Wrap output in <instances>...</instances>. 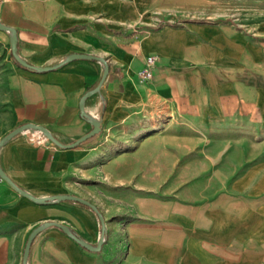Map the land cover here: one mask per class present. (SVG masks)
<instances>
[{
	"label": "crops",
	"instance_id": "obj_1",
	"mask_svg": "<svg viewBox=\"0 0 264 264\" xmlns=\"http://www.w3.org/2000/svg\"><path fill=\"white\" fill-rule=\"evenodd\" d=\"M0 0V169L37 198L76 196L106 222L100 252L58 227L28 264H264V0ZM222 3V2H221ZM104 58V65L74 55ZM157 58L153 78L141 73ZM56 222L97 246L98 215L38 203L0 178V264H24Z\"/></svg>",
	"mask_w": 264,
	"mask_h": 264
},
{
	"label": "water",
	"instance_id": "obj_2",
	"mask_svg": "<svg viewBox=\"0 0 264 264\" xmlns=\"http://www.w3.org/2000/svg\"><path fill=\"white\" fill-rule=\"evenodd\" d=\"M0 30L2 31H6L9 32L12 35V39H11V50L13 53V56L15 57V59L22 65L25 67H30L27 63H25L18 55V47H17V32L0 23ZM71 59H85V60H95V61H99L101 62L104 67H105V73L103 75V78L100 82V84L97 86V88H95L93 91L88 92L82 99L81 102V114L84 118H88L87 113L85 111L84 108V102L86 99H88L92 94L98 92L101 87L103 86L108 72H109V65L107 64L106 60L104 58H100V57H95V56H90V55H74L72 56ZM92 124V131H90L88 134H86L85 136H83L82 138H80L79 140H77L75 143L70 144V145H65L62 144L60 141H58L52 134L51 132L43 127V126H38V125H32V124H26L23 125L19 128H17L16 130H14L13 132H11L10 134H8L5 138H3L0 141V148L7 143L8 141H10L12 138H14L15 136L24 133L26 131H31L33 133H40L42 134L45 138H47L50 142H52L53 144H55L56 146H58L59 148H63V149H74L77 146L85 143L86 141H88L89 139L95 137L96 135H98L99 133H101L102 128H101V123L97 122V121H90ZM0 178H2L3 180L7 181L16 191H18L20 194H22L25 197H28L38 203H48L51 201H74L80 204H83L85 206L90 207L99 217L101 225H102V235L100 238L99 243L97 244V246H92L89 243H87L86 241L82 240L81 238H79L74 232H72V230L62 224H58L56 222H47L41 226H39L38 228H36V230H34V232L30 235L26 248H25V253H24V260L23 263L24 264H28V259H29V255H30V250H31V246L33 244V241L35 240V238L45 229L49 228V227H58L60 229H62L67 235H69L70 237H72L78 244H80L83 248L93 251V252H100L102 249V246L104 244L105 241V237H106V232H107V228H106V222L105 219L103 217V215L101 214V212L99 211V209L94 206L92 203H90L87 200H84L82 198L76 197V196H67V195H63V196H57V197H46V198H37L31 194H29L28 192H25L24 190L20 189L16 184H14V182H12V180L0 169Z\"/></svg>",
	"mask_w": 264,
	"mask_h": 264
},
{
	"label": "built area",
	"instance_id": "obj_3",
	"mask_svg": "<svg viewBox=\"0 0 264 264\" xmlns=\"http://www.w3.org/2000/svg\"><path fill=\"white\" fill-rule=\"evenodd\" d=\"M156 63H157V58L154 56H150L146 59L145 68L141 73V78L143 80L149 81L153 78ZM30 139L34 144H38V145L44 144L45 142H50L47 138H45L39 133H34V135H32Z\"/></svg>",
	"mask_w": 264,
	"mask_h": 264
},
{
	"label": "rangeland",
	"instance_id": "obj_4",
	"mask_svg": "<svg viewBox=\"0 0 264 264\" xmlns=\"http://www.w3.org/2000/svg\"><path fill=\"white\" fill-rule=\"evenodd\" d=\"M221 2H220V4H218V6H216V12L215 13L225 14L224 16H231V17L235 18L234 15H236L238 13L235 11V8L233 6L234 4L231 2L229 4V1L224 2V0H222Z\"/></svg>",
	"mask_w": 264,
	"mask_h": 264
}]
</instances>
